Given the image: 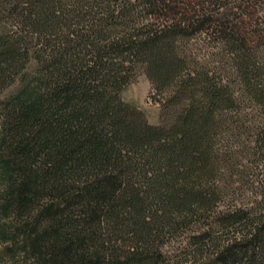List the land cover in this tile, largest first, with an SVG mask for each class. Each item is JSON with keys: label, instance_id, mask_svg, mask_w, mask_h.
<instances>
[{"label": "trees", "instance_id": "1", "mask_svg": "<svg viewBox=\"0 0 264 264\" xmlns=\"http://www.w3.org/2000/svg\"><path fill=\"white\" fill-rule=\"evenodd\" d=\"M204 1L0 0V88L35 65L0 101L10 261L170 264L165 237L194 222L200 264H264V179L223 202L237 153L264 158V52L217 22L235 79L197 70L180 42L214 22ZM140 70L158 124L120 95Z\"/></svg>", "mask_w": 264, "mask_h": 264}, {"label": "rangeland", "instance_id": "2", "mask_svg": "<svg viewBox=\"0 0 264 264\" xmlns=\"http://www.w3.org/2000/svg\"><path fill=\"white\" fill-rule=\"evenodd\" d=\"M178 6L183 7L181 3H177ZM195 9L202 19H214L210 27L204 24L202 29L191 31L180 42L183 54L197 70L208 69L216 76L235 79V61L232 54L220 35L213 33L217 22H224L230 28L236 27L239 33L236 34L237 37L246 36L254 51L264 52V0H209L197 5ZM34 68V63H31L15 81L5 88H0V101L14 93L29 79ZM120 95L125 102L140 109L149 123H159L160 106L156 100L164 97L155 95L151 81L143 70L136 72L130 82L122 88ZM237 154L238 158H241L240 174L225 175V204L247 201L248 191L255 187L256 181L264 179L263 157L257 153L252 154L247 149ZM4 220L0 218V230L5 226ZM199 226L190 222L188 226H181L165 237L160 249L171 259L170 264H200L203 261L205 254L189 244L194 241L192 236L199 233ZM8 246V243L1 241L0 235V264H23L17 259L18 256H15L16 261L13 262L7 258L6 252H11Z\"/></svg>", "mask_w": 264, "mask_h": 264}]
</instances>
